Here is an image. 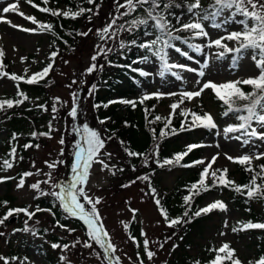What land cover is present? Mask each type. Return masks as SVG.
<instances>
[{"label": "rangeland", "instance_id": "rangeland-1", "mask_svg": "<svg viewBox=\"0 0 264 264\" xmlns=\"http://www.w3.org/2000/svg\"><path fill=\"white\" fill-rule=\"evenodd\" d=\"M211 0H201L202 5L207 8L208 3ZM15 2V0H0V10L7 4ZM123 2V0H120ZM190 2V0H176L177 4ZM100 6L97 9L92 5L93 12H97V15L92 13H86L80 24V30L87 32L89 29L92 31L88 36H80L75 42L71 52L60 53L55 58L53 63V69L49 72L48 76L44 80L48 81L47 86L42 93L25 92V88L20 85L19 88L23 91L29 99L26 103L29 106H36L34 110L38 112L35 125L30 122L27 116L21 117L25 121L23 124H19L20 129L10 130L7 123H1L0 127V162L7 159L9 153L13 147L16 148V158L9 159L13 162V167L7 169L5 173L0 172V177H12L13 179L4 180L0 182V197L11 198V208L26 207L29 210L34 211L37 207V201H54L51 196H39L38 192L28 187L37 181L43 182L47 177L44 173L51 172L53 178L58 180L61 184L71 180L72 172L71 165L74 160L72 153L74 152L73 142L79 139V136L73 132V126H79L87 123L91 128L100 132L102 137L105 138V148L102 149L108 153H111V157H103L109 165H115L113 171L115 175H112L108 170L101 171L100 165L95 164L91 170L89 182L86 185V191L92 197H100L101 203L97 206L99 214L101 216V223L104 225L105 230L108 232V239L112 244L116 246V256L121 258V264H132V261L137 260V253L140 254V258L143 259L144 264H167V262L173 258L171 244L175 239V234L172 233L170 228H166L162 217L159 213L158 207L155 204L151 190L149 188V182L151 179H155L159 182V189L163 192L173 190L183 178L185 171L180 169L176 170H164L161 169L150 177L149 180H138L137 177H141L140 172L129 170L126 166V155L122 144L116 140L107 138L109 134L99 123L98 118L94 113L92 106V95H89V88L96 84L98 70L91 75L85 74V69L92 63L90 57L97 51L96 46L98 44H104L96 35V29H100L107 24L112 15H118L115 12L114 0H96ZM183 6V5H182ZM147 7V5H145ZM58 10H67V8L60 6ZM19 11L24 12L26 15H31L36 18L40 23H44L35 15V8H33L25 0H20ZM123 11V9H121ZM7 19H10L12 23L20 25L23 28H36L37 25L32 24L30 21L23 19L17 13L3 14ZM228 15L227 12L224 14ZM92 19L89 21L88 17ZM137 16L146 17V13L143 9H139L132 16L123 17L118 21V24H124L125 21L136 18ZM182 22L187 23L192 18L188 13L181 14ZM82 17V16H80ZM223 19V17L219 18ZM177 22V21H176ZM151 23V22H150ZM206 31L210 33L211 39L219 38L220 36H226L230 31L240 30L242 28L238 23L229 22L222 28L217 29L210 26L209 22H205ZM125 27L127 25L125 24ZM179 24H176V28ZM84 30V31H83ZM149 31L153 30L151 36H145L142 41L155 38V29L149 28ZM135 32V31H134ZM132 32V33H134ZM132 33L121 31L119 33V39L109 40L106 48L111 47L114 50H119V40L126 42L127 37ZM173 35H179L181 41H174L173 43L181 48L182 52H186L188 56H184L181 53H177L174 50H169V62L184 64L188 67L195 69L196 71H186L179 68L172 69V72L178 73L182 80H176L171 73H166L161 78L158 73L160 71L159 61L149 54V60L140 64L141 70L150 73L149 76H142L144 81L141 82L140 88L137 90L135 97L139 98L146 93L163 92V93H180L182 91H195L198 90L201 83L205 81H213L215 83H224L235 80H243L257 75V70L251 59V52L247 51L241 54L235 52L227 53L223 58H218L217 54L222 51L215 47L208 48L205 45L208 42L207 38L200 37L195 38L190 31L175 32ZM188 40H187V39ZM187 41L184 43L183 41ZM229 47L235 48L237 44L234 41H224ZM188 44L200 45L202 52L197 53L193 48H189ZM0 48L4 51V57L2 58L3 64L6 65L4 71L8 73H15L18 75H24V70L28 69V74L41 71L48 63L49 56L52 53L50 47L49 36L45 32L29 31L25 32L19 28H13L9 24L0 22ZM65 52V51H64ZM110 53L108 54V56ZM25 58L23 61L21 58ZM188 57H191L189 59ZM205 60L208 62V66L202 67ZM68 61V63H65ZM104 61L103 57H99L96 63L102 65ZM203 70L205 75L200 77L198 72ZM84 81L83 84L73 81ZM43 81V80H41ZM40 81V82H41ZM17 82L4 77L0 78V99H9L10 96L16 94ZM71 85V87H69ZM248 86V85H247ZM72 93H76L79 97H82L79 101V115L78 118L73 121L71 117L67 115L72 107L73 96ZM211 89L205 90V92L198 98L192 101H185L181 108H187L197 113L209 112L213 115L218 129L208 130L204 128H198L199 131L195 133L197 137H201L203 132H210L207 137L201 139L202 145V157L201 159H210L213 155L219 153V158L214 168H227L231 176L229 179L237 180L238 173L236 172V163L229 161L226 155L233 157H239L242 154H254L259 151H264V142L255 141L252 145H243L241 141L234 138H226L223 135V128L229 124L238 123L234 115L228 117L222 116V112L217 105V99ZM59 97L62 103L56 104L58 111L53 113L51 111L54 98ZM17 99H21L17 97ZM150 100H157L155 98ZM179 100V95L165 96L157 100L154 113L161 117L167 118L171 109L170 104ZM25 102V101H24ZM221 102V101H220ZM44 105L45 109L37 107V105ZM22 105V104H21ZM18 112V111H17ZM180 109L176 110V113L172 117L181 116L179 114ZM55 117V119L53 118ZM4 118V114H0V119ZM190 119V118H189ZM184 120V118H183ZM51 123L52 131L49 136L37 135L35 138L31 133H41L49 131V124ZM217 132L220 134L218 135ZM13 133L17 134V139L13 140ZM233 136L237 134H231ZM61 137L64 138L65 143L62 145L59 143ZM171 141V140H170ZM31 143L33 145H39V147H31L25 149L24 144ZM63 149L64 155L61 156V150ZM24 155L23 159H20L21 152ZM20 153V154H19ZM56 169H49L46 166L47 162L60 161ZM254 161L253 165H257L259 162ZM33 164L35 167H33ZM203 168V165H199ZM124 169L122 172L117 169ZM37 169H40V174L32 175L25 178V187L23 189H17L16 185L20 179L22 173L30 171L35 173ZM135 181V183H131ZM6 183L9 184V188ZM209 183L211 181L209 180ZM130 184L129 187H121L122 185ZM41 189L45 192L52 191L49 184L41 183ZM38 197V198H36ZM221 200L227 206V211L213 210L210 212L209 219L204 223V230L200 237L195 239V245L185 250L188 256L192 260H200L201 264H206V254L204 252L209 251V246L212 249L219 248L223 243H229L232 249H235V255L243 264H248L250 260L256 258L257 252V240L250 234L233 232L232 228L236 226V223L245 218V213L242 209L237 208L231 203L229 193L223 189H219L212 194L207 195L201 202L200 207L203 208L207 204ZM57 203V202H56ZM3 206V205H2ZM3 208H6L3 206ZM130 209L138 210L135 218ZM64 219L66 220V227L69 229H75L74 232L69 233L63 228L55 225V217L48 212H38L35 217L28 221L27 227L30 231H14V229H24L25 220L28 218L22 213L17 216H12L4 225H0V231L5 235L0 237V255L11 258V251H16L19 254L25 256L16 261H12L11 264H20V261H24V264H43L44 257L41 253L40 245L45 246L53 254L59 258V264H67L66 261H61L62 255L68 257L70 264H107V261L103 259L102 250L95 245L93 241L89 243L93 244V248H84L82 246L83 241L88 240L86 236V227L82 223L83 229H77L72 223V218H66V214L61 210ZM3 215V213H2ZM76 219V218H74ZM78 220V219H76ZM134 223L139 228V233H135L137 237L136 243H133L129 239V226ZM227 222V227H225ZM127 223L128 229L125 230L123 225ZM136 230V229H135ZM141 230L146 233V236H142ZM36 231H39L37 234ZM224 233V235H221ZM56 238L57 244H68L69 249L61 252L59 249H53L51 247L50 238ZM79 238L80 245L71 247L74 241ZM149 240L150 250L156 252V255L151 261H149L143 252L142 242L144 239ZM165 241H167L165 243ZM178 241V240H177ZM160 244H163V248H160ZM177 244V242H176ZM137 245H140L139 247ZM39 246V247H38ZM180 249H177L178 252ZM40 251V252H39ZM100 253V259H97L95 253ZM181 253V252H180ZM131 258V259H129ZM0 264H3L0 261Z\"/></svg>", "mask_w": 264, "mask_h": 264}, {"label": "snow or ice", "instance_id": "snow-or-ice-1", "mask_svg": "<svg viewBox=\"0 0 264 264\" xmlns=\"http://www.w3.org/2000/svg\"><path fill=\"white\" fill-rule=\"evenodd\" d=\"M25 2L29 3L33 8H37L40 12L49 13L52 16H63L65 18L76 19L80 16H83L85 13H92L93 15H97V12H93L91 8H78L77 11H73L72 9L67 10H56L52 9L46 5H48L49 0H41V3L45 6L41 7L40 5L33 2V0H25ZM19 3L20 0H15V2L7 4V6L3 7L0 10V22H4L9 24L13 28H19L25 32H52L55 36L56 33L53 31V25L51 23H40L36 20L34 16L26 15L24 12L19 11ZM88 4L94 5L97 9L99 8V4L96 3V0H87ZM115 4V12L118 15H112L110 21L105 24L100 29H96V35L99 37L104 44H98L96 46L97 51L90 57L92 63L85 69L86 75H91L96 72L98 69L102 70L103 65H98L96 61L99 57H103L107 59L108 54L113 52L114 49L111 47H105L109 40H117L119 39V33L121 31H126L132 33L136 30L141 29L143 27L145 29L144 35L151 36L152 33L147 29L152 28L155 29V38L146 40L140 43L138 46L141 49H147L148 52L151 53L159 61L160 71L158 75L163 78L166 73H171L172 76L175 77L176 80H182V77L176 73L172 72V69H182L189 72L196 71L184 64L170 63L169 62V50H174L177 53H181L184 56H188L186 52H182L181 48L177 47L173 42L181 41V37L179 35H173V32H181V31H190L192 32L195 38L204 37L208 39L205 47L208 48H218L222 49L221 52L217 54L218 58H223L225 54L235 52L237 54H241L247 51L251 52V59L254 63V66L257 70V75L243 79V80H235L224 83H215L211 80L202 82L200 80L197 81V84L200 85L198 90L195 91H182L180 93H163V92H154V93H146L143 96L139 97L138 100H129V99H120L119 101H110L109 103H121L125 105H130L133 108L137 106V104H144L145 101L150 99H161L165 96H176L179 95V100L169 105L171 112L167 118L161 117L159 115L155 116L153 119L149 120L150 124L155 123L157 121L165 120L164 127L160 129L159 139H163L168 135H176L178 131H191L194 128H204L208 130L218 129V124L216 123L213 115L209 112L197 113L187 108H181V105L185 103V101H192L195 98L200 97L205 90L211 89L215 94L216 98L225 105V110L222 112V116L228 117L230 115H234L236 121L238 123L229 124L223 128V135L226 138H234L242 142L243 145H252L255 141L264 142V0H213V3L210 4L207 8L202 5L201 0H190V2L186 3L187 13L192 17L189 22H182V18L180 16H176V21L179 24V27L176 28L172 25L171 21L165 15L166 12L171 7L181 8L182 5L176 4L175 0H114ZM147 5V7H145ZM123 9V11H121ZM139 9H143L146 13V17L137 16L131 20L125 21L124 24H118V21L123 17L132 16ZM225 12L228 13L225 16ZM7 13H17L23 19L30 21L32 24L37 25L36 28H23L20 25L12 23L10 19H7L3 14ZM168 15H175L174 13L168 12ZM223 17V19H219ZM89 21H91L92 17H88ZM209 22L210 26L213 28L220 29L225 24L229 22L238 23L242 26L240 30L230 31L226 36H220L216 39H211L210 33L206 31L205 22ZM151 22V23H150ZM125 24L127 27H125ZM92 29H89L87 32H78L77 35L80 36H88ZM224 41H234L237 44V47L232 48L229 47ZM187 43V41H183ZM66 43V42H65ZM136 40L133 39L130 41L131 45H136ZM129 45L126 44L124 40H119V48L125 49ZM189 48H193L197 53L202 52V48L200 45L188 44ZM58 53L53 51L49 60L52 61L48 63L41 71L35 72L32 74H28V69L24 70V75H18L15 73H8L4 71L6 67L3 64L2 58L4 57V51L0 48V78L7 77L14 82H17V92L16 96L21 99H0V111H7V109H12L13 107H18L24 101L28 100L29 97L20 90L19 82L23 81L28 85L38 84L41 80H44L45 77L48 76L49 72L53 69V63ZM191 59V57H188ZM25 58H21L23 61ZM149 60V56H144L141 58L142 62H146ZM68 63V61H65ZM109 63H111L109 61ZM208 62L205 60L204 65L202 67H207ZM131 68V65H128ZM139 73L140 76H149L150 73L139 68L133 69ZM200 77L205 75L203 70L198 72ZM73 84L81 83L84 81H73ZM240 85H248L251 86V92H245L242 90ZM71 87V85H69ZM96 90V85L93 84L89 88V95H92ZM72 107L67 113L69 117L75 121L79 115V101L83 99L79 97L76 93H72ZM238 101H245L243 105H239ZM62 103L59 97L54 98V102L51 107V111L56 113L58 111L56 104ZM42 109H45L44 105H37ZM94 108H99L101 105H93ZM103 107L107 108L108 104H104ZM155 106H153L154 109ZM180 109L179 114L184 117V120L181 121V127L179 130L175 128H171L172 116L176 113V110ZM47 110V109H45ZM151 110L146 109V119L147 113ZM55 119V117H53ZM190 118V119H189ZM105 120H99L100 124H104ZM170 131H166V129H170ZM52 131L51 123L49 124L48 132L36 133L33 132L31 135L35 138L37 135L40 136H49ZM153 131V138L157 139L155 135V129ZM73 132L79 136V139L73 142L74 152L72 155L74 156L73 163L71 165L72 177L71 180L61 184L58 180L53 178V174L51 172L44 173L47 177L43 182L37 181L31 185H28L31 189L38 192L39 196H51L54 198L53 208L57 206L66 214V218H76L81 221L86 227V236L88 240L83 241L82 246L84 248H93V244L89 243V241H93L95 245H97L103 252V259L107 261V264H121V258L116 256V246L112 244L108 239V232L105 230L104 225L100 222L101 216L99 214L98 205L101 203L100 197H92L86 191V185L89 182V178L91 175V170L95 164H99L100 170L103 172L108 170L112 175H115V165H109L105 161L103 157H111V153L106 151L102 152V149L105 148L106 140L100 132L96 129L91 128L87 123L82 125L73 126ZM219 135L220 133L217 132ZM231 134H237L235 136ZM12 139H17V134L13 133ZM108 140L112 139L111 136L107 138ZM60 144H64L65 140L61 137ZM124 142L121 141V144ZM202 145L198 144H190L186 146V151L177 153L172 158H166L162 162L157 160V164L159 167L164 166H182V167H194L196 165H203L202 171L199 174V179L196 182H193L190 187L187 188V195L183 197V206H185V211L182 216L170 218L167 210L161 205L160 199L156 196V189L149 184V188L151 190V194L155 204L157 205L161 216L164 218L166 225L168 227H174L181 223H191L193 218L199 217L202 214H208L213 210L227 211L226 204L221 200H215L205 207L198 209L195 212H192V201L194 197L199 196L202 192H208L215 187H227L234 190L236 193L241 194L246 197L247 200H264V163L258 164L255 167L253 166L254 161L264 160V151H259L254 154H242L239 157H233L230 155H226V158L236 164L245 166V171L251 173V179L247 184L239 185L232 179L228 178V169L227 168H214V165L217 163L219 158V153L213 155L210 159H201L197 161L191 162V164H182L181 162L184 158L193 151V149L201 147ZM23 147L25 149L31 147H39V145H33L31 143L24 144ZM124 151L127 153L129 157H142L144 159V163L147 166L149 157L145 153L131 151L128 148H125ZM16 148L13 147L9 153V156L16 158ZM61 156L64 155L63 149L60 153ZM153 155H158V145L157 151L153 153ZM22 159V157H20ZM63 160L60 161H52L45 162L46 166L49 169H56L58 163H63ZM12 160L4 159L0 168L2 169H11L13 167ZM33 167L35 165L33 164ZM256 168L259 171H256ZM124 169L120 168L117 171H123ZM135 170V169H134ZM40 174V169H37L35 173L26 171L21 174L20 179L16 185L17 189H23L25 187V178L30 177L32 175ZM13 179L12 177H0V182L4 180ZM138 180H149V176H141L137 177ZM209 180L211 183H209ZM259 181V183H258ZM41 183L49 184L52 191L45 192L41 189ZM131 183H135V181H131ZM130 184L122 185L121 187H129ZM38 198V197H36ZM8 201L0 202L4 207L7 208V211L4 212L2 216H0V225H4L6 221L9 220L10 217L23 213L28 219L25 220V228L24 229H14V231H30L27 227L28 221L33 219L38 212H48L55 216V212L53 208L42 209L40 207H36L34 211L29 210L28 208H11L8 206ZM133 214V218L138 210L130 209ZM191 213V215H190ZM239 227H233L232 231H245L248 229H264V222H237ZM55 225L57 227L63 228L69 233L74 232L75 229H69L66 225L62 224L59 219L56 220ZM128 224L125 223L123 225L124 229H128ZM225 227H227V222H225ZM142 236H146V233L141 230L140 233ZM5 233L0 231V237L4 236ZM224 235V233H221ZM130 240L133 243H136V237L130 236ZM167 241H165L166 243ZM149 240L144 239L142 242L143 252L146 255L147 259L151 261L153 257L156 255V252L150 250L149 248ZM81 241L77 238L71 247H76L80 245ZM138 247L140 245H137ZM163 244H160V248H163ZM51 247L53 249H59L61 252L69 249L68 244H57L52 243ZM175 247V245L173 246ZM210 251H214L216 254L214 258L209 260L207 264H243V262L236 257L235 249H232L229 243H223L217 249H210ZM97 259H100V253H95ZM17 257H5L0 255V261L3 264H11L12 261H16ZM26 259V258H25ZM131 259V258H129ZM61 261H66L67 264H70L68 261V257L62 255L60 257ZM137 260L139 264H144L143 259L140 258V254L137 253ZM20 264H24V261H20ZM132 264H136V261H132ZM194 264H200V261H195ZM248 264H264V256H261L258 260L252 261L250 260Z\"/></svg>", "mask_w": 264, "mask_h": 264}, {"label": "trees", "instance_id": "trees-1", "mask_svg": "<svg viewBox=\"0 0 264 264\" xmlns=\"http://www.w3.org/2000/svg\"><path fill=\"white\" fill-rule=\"evenodd\" d=\"M33 2L40 5L41 7L45 6L41 3V0H33ZM164 2H167V0H164ZM212 3L213 0L208 3L207 7ZM182 5L183 6L181 8H176L173 6L168 10V12L174 13V16L168 15V12L165 13L174 27H176L177 24L175 17L179 16V12H181V14L187 13L185 6L186 2ZM46 6L56 10H58V7L63 6L67 9H72L73 11H77L78 8L81 7L91 9L93 7L92 4L87 3V0H49L48 5ZM35 15L45 24L51 23L53 25V31L56 33L55 36L52 34V32H45L50 39L51 51H56L58 53L57 56H59L60 53L71 52L72 48L75 45V42L80 37V35H77L76 33L82 32V30H80V24L82 23L83 18L85 20L86 16L83 15L82 17H78L76 19L65 18L63 16H52L49 13L40 12L37 8H35ZM144 31L145 29L141 27V29L136 30L134 33H132V35L130 34V36H128L126 40V44L129 45L128 47H126L125 49L114 50L110 53L107 59H104L102 70H98L96 80L98 88L92 94V106L101 105V107L99 108L93 107L94 113L98 120L106 121L104 124H101V126L105 129L109 136L112 137L113 140L118 141V143H121V141H123L124 143L122 144V147L124 149L128 148L131 151L145 153L149 157L148 164L146 166L142 157H129L124 151L126 155V166L127 168H129V170L140 172L139 176L147 175L150 177H152L155 172L161 169H180L182 171H185L184 176L183 178H181L179 184L173 190L168 192H166V190L162 192L159 189L160 185L156 178L151 179V183L149 182V184H151V186L156 189V196L158 199H160L161 205L167 210L169 217L174 218L182 216L183 212L185 211V206H183V197L188 194L187 188L190 187L193 182H196L199 179V174L202 171V168L199 165H196L194 167H159L156 161L159 160L160 162H162L166 158H172L175 154L186 151L187 145H201V139L203 137H207L210 132L205 131L203 132V135H201V137H197L194 134L197 133V131H199L200 129L198 130V128H194L191 131H178L176 135H168L163 139H159L160 129L164 127V123L166 121L161 120L152 124L148 122L149 120L157 116L154 113L155 107L153 109V106H156L157 104V100H147L144 102V104H137L135 108L130 105L121 103H109L110 101H119L120 99L138 100V98L135 97V94L140 88V84L142 81H144V79L139 75L138 72L133 71V69H141V58L146 55L149 56L150 54L147 49H141L138 46L140 43L144 42L142 41V38L145 37ZM149 32L153 33V30ZM133 39L136 40V45L130 44V41ZM109 61L111 63H109ZM128 65H131V68H129ZM46 81H49L51 83L50 80H43L34 85H28L24 82H21L20 85L25 88V92L33 91L35 93H42L47 86ZM240 87L245 92L252 91L251 86L240 85ZM10 98L17 99V96L16 94H13L12 96H10ZM214 98L217 99L216 97ZM217 101V103L219 104L217 106L221 110H225L226 106L223 105L222 102H220L218 99ZM244 103L246 102L238 101L239 105H243ZM104 104H108V107H103ZM35 107L36 106H29V104L25 101L18 107L7 109V111H0L1 115L4 114V118L0 119V127L1 123H7L10 127V130L20 129L19 124H23L25 122L21 117L25 116L26 119L27 116L30 119H33L30 120V122L35 125V119L38 115V112L34 110ZM146 109L151 110L149 113H147V119ZM183 118L184 117L182 116L172 117L171 128L179 130ZM171 128L166 129V131H170ZM153 129H155V135L157 139L153 138ZM157 145L158 155H153V153L157 151ZM202 151V146L193 149V151L190 152L181 163L191 164V162L193 161L200 160L203 154ZM23 155L24 153L22 154L21 152V157ZM6 158L11 159L10 156H6ZM23 158L24 157H22V159ZM2 162H0V165H2ZM262 163H264V161H261L258 164ZM244 169L245 166L237 164L236 172L238 173V179L235 180L236 184L243 185L247 184L250 181L252 174L246 172ZM6 170L7 169L0 168V172L5 173ZM256 171H259V169L256 168ZM230 176L231 173L228 172V178ZM6 185L9 188V184L6 183ZM218 188L223 189L227 193H229L231 203L237 208L242 209L245 213V218L239 220V222H264V200H247L245 196L238 194L231 188L227 187H215L208 192H202L201 195L194 197L192 201L191 211L195 212L200 209V204L205 199V197H207V195L209 194L215 193ZM3 201H8L10 203L11 198H7L5 196L0 197V202ZM9 203L7 207H11ZM54 203L56 202L51 200H41L37 201L36 204L42 209H48L53 208ZM5 211H7V208H3L2 204H0V216H2V213L4 214ZM53 211L55 212V221L59 219L62 224L66 225L67 222L64 219V216L61 212V209L58 207V204L53 208ZM20 214H16L15 216ZM209 215L210 213L202 214L199 217L193 218L191 223H181L174 227H168L164 218L161 216L165 227L170 228L172 230V233L175 234V239L171 244V248H173V246L175 245V249L172 251L173 258H171L167 262V264H194L195 261H200L192 260L185 252V250L194 246L195 239L202 235L204 230V223L209 219ZM71 221V224H73L75 228L83 229L82 223L79 220L72 218ZM235 227H239L238 223H236ZM237 232L250 234L257 240L256 258H254L252 261L258 260L261 256H264V229H248L245 231ZM36 233L38 234L39 231H36ZM135 233H139V228L133 221L129 226V234L130 236L136 237ZM137 240L138 239L136 237V241ZM49 241H51V243L58 242L57 239L53 237L50 238ZM40 249L44 257L43 264H59V258L51 251H49V249H46V247L42 245H40ZM177 249H180L179 251L181 253L178 252ZM210 249L212 248L209 246V251L204 252L207 257L206 264L209 260L214 258L216 254L214 251H210ZM10 256L17 258L20 257V259H22V257L25 258L24 255L19 254L15 250L10 252ZM201 262L202 261H200V264ZM226 264H229V262H226Z\"/></svg>", "mask_w": 264, "mask_h": 264}]
</instances>
